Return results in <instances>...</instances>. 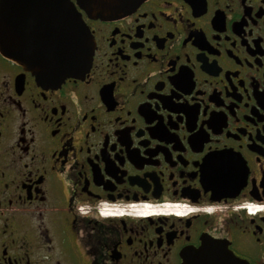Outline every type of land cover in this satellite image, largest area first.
Returning a JSON list of instances; mask_svg holds the SVG:
<instances>
[{
  "label": "flooded vegetation",
  "instance_id": "1",
  "mask_svg": "<svg viewBox=\"0 0 264 264\" xmlns=\"http://www.w3.org/2000/svg\"><path fill=\"white\" fill-rule=\"evenodd\" d=\"M68 1L94 51L59 85L24 67L45 10L0 2V264H184L206 242L264 264V0ZM166 205L188 214L139 215Z\"/></svg>",
  "mask_w": 264,
  "mask_h": 264
},
{
  "label": "water",
  "instance_id": "2",
  "mask_svg": "<svg viewBox=\"0 0 264 264\" xmlns=\"http://www.w3.org/2000/svg\"><path fill=\"white\" fill-rule=\"evenodd\" d=\"M15 0H0L12 7ZM143 0H75L76 5L90 19L110 20L131 12ZM28 7L42 8L39 16L50 19V39L44 45L30 48V57L24 63L39 83L59 85L68 78H79L90 68L94 40L88 28L68 0H29ZM6 36L5 31H1ZM11 35V33H8ZM7 37V36H6ZM12 40V39H11ZM0 54L15 61V47L0 45ZM219 245L206 242L199 249L184 256V264H245L228 251L217 253Z\"/></svg>",
  "mask_w": 264,
  "mask_h": 264
},
{
  "label": "built area",
  "instance_id": "3",
  "mask_svg": "<svg viewBox=\"0 0 264 264\" xmlns=\"http://www.w3.org/2000/svg\"><path fill=\"white\" fill-rule=\"evenodd\" d=\"M160 213L158 214H175L178 215V213L176 212V208L174 207V205H166L165 207H163Z\"/></svg>",
  "mask_w": 264,
  "mask_h": 264
},
{
  "label": "rangeland",
  "instance_id": "4",
  "mask_svg": "<svg viewBox=\"0 0 264 264\" xmlns=\"http://www.w3.org/2000/svg\"><path fill=\"white\" fill-rule=\"evenodd\" d=\"M102 216H106V215H103V214H101ZM132 215H135V214H132ZM108 216H111V215H108Z\"/></svg>",
  "mask_w": 264,
  "mask_h": 264
}]
</instances>
